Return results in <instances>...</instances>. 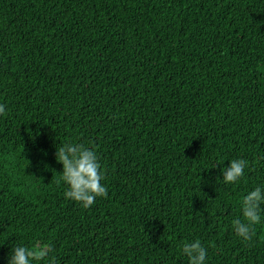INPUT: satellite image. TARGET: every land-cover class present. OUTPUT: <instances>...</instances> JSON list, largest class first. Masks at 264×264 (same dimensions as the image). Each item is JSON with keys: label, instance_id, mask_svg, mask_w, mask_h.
I'll return each mask as SVG.
<instances>
[{"label": "trees", "instance_id": "1", "mask_svg": "<svg viewBox=\"0 0 264 264\" xmlns=\"http://www.w3.org/2000/svg\"><path fill=\"white\" fill-rule=\"evenodd\" d=\"M0 103V264L16 244L50 245L36 264H188L195 239L208 264H264V224L250 242L232 225L264 184V0H0ZM70 142L105 173L87 209L64 197Z\"/></svg>", "mask_w": 264, "mask_h": 264}, {"label": "clouds", "instance_id": "2", "mask_svg": "<svg viewBox=\"0 0 264 264\" xmlns=\"http://www.w3.org/2000/svg\"><path fill=\"white\" fill-rule=\"evenodd\" d=\"M6 114V106L0 103V116ZM57 160L63 165L61 179L67 186L64 197L90 208L99 197L109 195L105 181V173L97 152L84 144L66 143L57 148ZM258 160H264L261 153ZM250 161L245 158L231 159L228 167L222 168L223 181L236 184L241 181L250 168ZM59 183V181H58ZM242 219L232 221L235 235L243 242H250L256 235V226L264 224V184L254 186L241 199ZM50 245L29 248L16 244L10 254L8 264H36L49 257ZM181 254L187 258L188 264H208L207 247L200 239L186 241L181 245ZM54 264V261H49Z\"/></svg>", "mask_w": 264, "mask_h": 264}]
</instances>
